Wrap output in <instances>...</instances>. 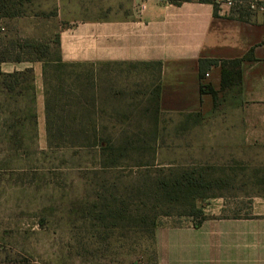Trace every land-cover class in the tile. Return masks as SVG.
Segmentation results:
<instances>
[{
  "label": "rangeland",
  "instance_id": "1",
  "mask_svg": "<svg viewBox=\"0 0 264 264\" xmlns=\"http://www.w3.org/2000/svg\"><path fill=\"white\" fill-rule=\"evenodd\" d=\"M217 5L234 18L235 4ZM16 8L20 14L10 22L0 18V26L8 25L0 30V62L55 58L58 31L68 23L58 18L53 0H16ZM26 42L36 47H20ZM55 65L45 66L44 122L32 69L13 78L0 73V264H156L153 223L185 220L189 210L183 197L167 202L155 195L157 179L195 176L205 184L196 201L201 208L219 202L218 195L234 202V193L221 192L220 169L190 160L186 128L174 129L165 115L158 145L142 142L148 128L93 129L91 66ZM120 144L128 150L118 154L112 148ZM243 158L236 168L243 174L245 211L246 197L264 191V146H244Z\"/></svg>",
  "mask_w": 264,
  "mask_h": 264
},
{
  "label": "crops",
  "instance_id": "2",
  "mask_svg": "<svg viewBox=\"0 0 264 264\" xmlns=\"http://www.w3.org/2000/svg\"><path fill=\"white\" fill-rule=\"evenodd\" d=\"M53 3L58 18L65 16L68 23L58 31L60 62L90 65L93 71L94 127L148 128L149 143L158 145L168 115L174 129L188 130L190 160L202 159L220 169L226 189L221 192L234 193L229 195L234 202L223 203L224 195H218L219 202L202 206L207 218L199 225L191 217L157 225L156 264H264V191L249 193L242 211L243 174L236 168L244 159V146H264V13L254 11L251 21L229 17L224 9L214 16L212 4L199 0ZM139 3L145 4L140 14L135 9ZM7 28L0 26L2 31ZM200 59L240 60V83L217 91L219 64L210 65L200 78ZM42 65L0 62V73L32 69L40 122L45 117ZM208 83L217 91L216 101L201 91V84ZM189 130H200L202 136Z\"/></svg>",
  "mask_w": 264,
  "mask_h": 264
},
{
  "label": "trees",
  "instance_id": "3",
  "mask_svg": "<svg viewBox=\"0 0 264 264\" xmlns=\"http://www.w3.org/2000/svg\"><path fill=\"white\" fill-rule=\"evenodd\" d=\"M169 1L172 3H180L181 1H184V0H169ZM199 1L211 3L213 6L214 16L217 15L218 5L215 0H199ZM252 1L260 2L258 0H235V3H234L235 7L232 10L234 17H236L235 15H237L236 18L243 20V21H248L251 15L253 14V11L250 9V6H249V3ZM19 14H20V11L16 8V0H0V18L2 20L11 19ZM58 43L59 42H58V37H57V40H56L57 52H56L55 58H51L50 56H46L45 54L43 57H40V58L36 57L35 59L27 60V61H33V60L41 61L43 63L42 73L44 77L46 75L45 66L51 63L56 64L55 65L56 68L60 66H65V64H62L60 62ZM27 46L28 47L30 46V48L36 47L32 43L30 45H27V42L26 44H24V46L20 44V47L22 48L27 47ZM1 61H5V60H1ZM10 61L19 62L22 60L19 57H16L15 59H12ZM158 64L160 65V63ZM218 64L220 66V69H219L220 80H219V88L217 91H225L227 88H230L233 85H237L240 83V80H241L240 60H235V59L229 60V61H219V60H214V59H205V60L200 59L199 77L203 78L204 75H206L205 73L210 65H218ZM23 72H29V69H26ZM20 73L21 72H14V73L7 74V76L13 78V77L18 76ZM201 91L209 92L212 96L213 101L217 100V96H216L217 91L214 90L210 86L209 83L201 84ZM155 93L157 94V92H154L155 97H153V100H154L155 107H156L157 95ZM92 128L94 129L95 127L92 126ZM57 129H59L58 131H62V128L60 127H58ZM47 130H48V133H50L49 127H47ZM119 130H122V129H119ZM133 135L137 136L138 134L134 132ZM97 142L99 143V145L103 147L105 145V144L103 145V143L107 141L98 138ZM142 142L144 144H148L149 139L148 140L143 139ZM120 145L115 146L112 149L115 152H118V154H120L119 152H121V150L123 151L128 150L125 144L124 146L122 144L121 145L122 147H120ZM152 151L154 152V148H152ZM115 160L116 159H114V161ZM116 164L117 162H112L110 166H117ZM145 165H148V164H138L137 166H145ZM204 185L205 184L201 182V180H199L195 176L192 175L189 178V176L186 173H183L180 177H175L174 179H168V180L162 179V178L159 180L157 179V181H155L153 185V188L155 191V195L160 196L161 198H164L167 202H177L180 197H183L184 200H187V207L189 208V210L186 213V215L188 217H191L195 221L194 223L195 225H199L201 221L207 218V215L204 214L202 208L196 205V201L204 197L202 193L200 192V189ZM148 188H151V187H148ZM155 227L156 226L153 223V226H152L153 236H154Z\"/></svg>",
  "mask_w": 264,
  "mask_h": 264
},
{
  "label": "built area",
  "instance_id": "4",
  "mask_svg": "<svg viewBox=\"0 0 264 264\" xmlns=\"http://www.w3.org/2000/svg\"><path fill=\"white\" fill-rule=\"evenodd\" d=\"M217 4L221 5H226V6H231L232 4L235 3V0H215ZM250 9L255 10V11H260L264 13V2H256L252 1L249 3ZM145 8L144 3H139L136 5V12L140 14Z\"/></svg>",
  "mask_w": 264,
  "mask_h": 264
}]
</instances>
